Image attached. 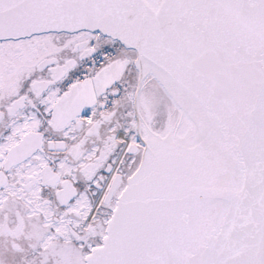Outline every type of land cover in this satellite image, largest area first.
I'll list each match as a JSON object with an SVG mask.
<instances>
[{
  "label": "snow or ice",
  "instance_id": "6c2138e0",
  "mask_svg": "<svg viewBox=\"0 0 264 264\" xmlns=\"http://www.w3.org/2000/svg\"><path fill=\"white\" fill-rule=\"evenodd\" d=\"M0 264H264V0H0Z\"/></svg>",
  "mask_w": 264,
  "mask_h": 264
}]
</instances>
